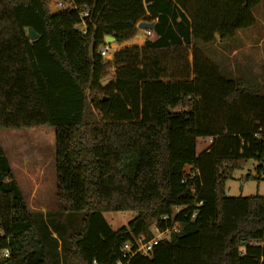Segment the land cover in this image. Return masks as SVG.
Wrapping results in <instances>:
<instances>
[{"label":"trees","instance_id":"16d2710c","mask_svg":"<svg viewBox=\"0 0 264 264\" xmlns=\"http://www.w3.org/2000/svg\"><path fill=\"white\" fill-rule=\"evenodd\" d=\"M53 1L0 0V128H53L58 201L30 210L0 143V264H264V196H225L247 160L264 171V85L198 48L254 25L260 0ZM141 21L156 38L115 51L102 85L104 37L128 41ZM110 211L135 215L112 229ZM162 215L179 232L126 261Z\"/></svg>","mask_w":264,"mask_h":264},{"label":"rangeland","instance_id":"374dc122","mask_svg":"<svg viewBox=\"0 0 264 264\" xmlns=\"http://www.w3.org/2000/svg\"><path fill=\"white\" fill-rule=\"evenodd\" d=\"M66 2L67 0H54L50 5L51 13L61 10L62 7L66 6ZM59 3L64 5L61 6ZM251 11L255 18L254 25L238 30L233 37L223 41L217 40L216 44L215 42L212 44L199 43L198 48L210 58L217 60L221 69H227L232 65L236 66L242 60H246L248 77L253 76L251 74L252 71L258 75H255L254 81L264 85V42L259 46L257 45L258 40L264 37V0H260ZM140 30H142V33ZM136 33H141L142 37H144V29L137 28V25ZM237 39L238 41L242 40L250 43V47L248 49L244 48L241 53L232 58L228 57V55H222L219 51L221 46H219L218 41L222 42V45L231 44L233 46ZM214 45L219 47L217 48L218 50L214 48ZM190 51L191 47L188 46V59L192 60ZM237 71L238 69L235 72ZM176 109L179 110L180 108L177 107ZM0 143L28 208L42 212L56 211L58 209V201L56 198L54 171L55 138L53 128H0ZM208 145L209 141L207 138L205 140L199 139L196 146L197 154ZM256 167V161L249 159L242 169L234 170L232 176L225 182V196H264V171L258 174ZM134 215L132 211L103 213V217L112 229L125 226ZM150 230L152 236H156L157 232L152 227H150Z\"/></svg>","mask_w":264,"mask_h":264},{"label":"built area","instance_id":"2783aa9c","mask_svg":"<svg viewBox=\"0 0 264 264\" xmlns=\"http://www.w3.org/2000/svg\"><path fill=\"white\" fill-rule=\"evenodd\" d=\"M87 13H84V16H86ZM81 32H84V26L81 25L80 27ZM144 36L148 37L150 36L149 30H144ZM113 48L110 44H106L104 41V45L100 48L99 54L103 58H107L109 55L113 56ZM209 143L212 141V137L207 138ZM185 181V179H183ZM193 195L195 196L194 190H192ZM197 206L201 205V201H198L196 203ZM187 207H176L174 213L180 214L182 211L186 210ZM196 215V211L194 210L190 214V218L193 219ZM184 216H187L185 213ZM160 222L164 225L163 228L159 227L156 222H153L151 227L157 232L156 236H151L149 239L146 237V235L140 234L136 237H134L131 241L125 242L122 247V256L126 259V261L130 260L133 256L136 254H141L144 256H150L153 252L154 247L160 242V241H166L170 239V236L172 233L179 232V223L174 221V218L170 217L169 215H162L160 217ZM243 254V253H242ZM9 252H0V257H8Z\"/></svg>","mask_w":264,"mask_h":264},{"label":"crops","instance_id":"0c3cea01","mask_svg":"<svg viewBox=\"0 0 264 264\" xmlns=\"http://www.w3.org/2000/svg\"><path fill=\"white\" fill-rule=\"evenodd\" d=\"M140 31L142 33V30H140ZM141 33L140 34L136 33L131 39H129L128 41L122 42V43H117L115 41L111 42L110 45L113 48V52L119 50L120 48H122L124 46H138V47H142L146 37L145 36L142 37ZM149 37L151 39H155L156 38V36L153 35V34H151ZM217 40L215 41V44L217 43ZM237 41H238V39L235 40L236 43L233 46L231 44L222 45V42L218 41V43L220 44L219 46H221L219 51L222 53V55H224V56L228 55V57L232 58V57L236 56L238 53H241V51L244 48L248 49V47H250V43H248L246 41H242L241 40V41H238L239 43ZM263 42H264V37H262L261 39L258 40L257 45L259 46ZM240 46H242V47H240ZM214 48L217 49L219 47L214 45ZM190 57H191V54H190ZM104 59L106 60L105 63H107V62L109 63V66L107 67L108 69H106L108 74H107V77L105 78V80H107V82H108V81H110L112 79V75H113V72H114V67L112 66V56L109 55L107 58H104ZM215 61H217V60H215ZM247 65H248L247 61L246 60H242L236 66L232 65L231 67H228L227 69L224 68V72L227 75H230L232 77H238V76L241 77V76H243V77H247V78H251V79L255 80L256 76H258V75H256L254 72L251 71V74L253 76H251V77L249 76L248 77V73L246 72ZM237 69H238V71L235 72Z\"/></svg>","mask_w":264,"mask_h":264},{"label":"water","instance_id":"95a60500","mask_svg":"<svg viewBox=\"0 0 264 264\" xmlns=\"http://www.w3.org/2000/svg\"><path fill=\"white\" fill-rule=\"evenodd\" d=\"M153 25H154L153 22L141 21L137 24V28L144 29V30H151L153 28ZM27 37L29 40H34L38 37V35L35 33V31L32 28H28ZM104 41L106 44H110L111 42H114L115 39L112 36H105ZM106 83H107V80H103L102 85H105Z\"/></svg>","mask_w":264,"mask_h":264}]
</instances>
